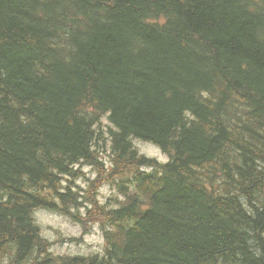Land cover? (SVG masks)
Segmentation results:
<instances>
[{"label":"trees","instance_id":"trees-1","mask_svg":"<svg viewBox=\"0 0 264 264\" xmlns=\"http://www.w3.org/2000/svg\"><path fill=\"white\" fill-rule=\"evenodd\" d=\"M41 208L106 254L54 253ZM1 258L264 264V0H0Z\"/></svg>","mask_w":264,"mask_h":264},{"label":"rangeland","instance_id":"rangeland-1","mask_svg":"<svg viewBox=\"0 0 264 264\" xmlns=\"http://www.w3.org/2000/svg\"><path fill=\"white\" fill-rule=\"evenodd\" d=\"M101 120L103 121L102 123L105 124L103 125L105 127L104 130L107 128V126H109L110 128H114V126L111 125V122L107 115H103L101 117ZM106 136L109 137L108 133H106ZM133 142L142 154H145L153 159H157L162 163H165L170 159L167 153L164 154L162 150L154 144H150L139 139H137L136 142L135 139H133ZM109 146L110 140L108 138L106 146L104 147L105 151H102L100 153V156L107 164H109L112 160L110 158ZM84 169L88 173V175H90V179L96 177L90 167L86 166L84 167ZM78 182L83 187H86L88 185V181L85 178L79 179ZM116 196L119 197V191L116 186H113L112 184L107 182L101 186L98 197L103 202L106 203ZM83 208H87V206L82 205V212H84ZM34 216L37 222L40 224L43 235L53 241L52 249L55 253L88 255L91 253L103 252L105 248L103 233L98 225H95L90 232L84 235L81 240H71L69 239V237L80 236L83 229L78 223L73 222L68 215L41 208L34 213ZM2 262H7V260L2 259V261H0V264H6Z\"/></svg>","mask_w":264,"mask_h":264},{"label":"bare ground","instance_id":"bare-ground-1","mask_svg":"<svg viewBox=\"0 0 264 264\" xmlns=\"http://www.w3.org/2000/svg\"><path fill=\"white\" fill-rule=\"evenodd\" d=\"M168 155H169V154H168ZM169 158H170V156H169ZM169 160H170V159H169ZM169 160H168V161H169ZM158 161H159V160H158ZM168 161H167V162H168ZM159 162H160V161H159ZM167 162H165V163H167ZM161 163H162V162H161ZM146 170H149V171H151V170H152V168H151V167H146Z\"/></svg>","mask_w":264,"mask_h":264}]
</instances>
